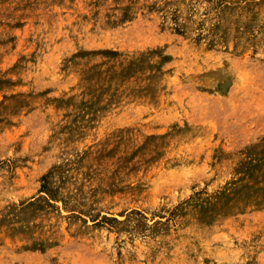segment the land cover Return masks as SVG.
Listing matches in <instances>:
<instances>
[{"label":"rangeland","instance_id":"1","mask_svg":"<svg viewBox=\"0 0 264 264\" xmlns=\"http://www.w3.org/2000/svg\"><path fill=\"white\" fill-rule=\"evenodd\" d=\"M0 264H264V0H0Z\"/></svg>","mask_w":264,"mask_h":264}]
</instances>
